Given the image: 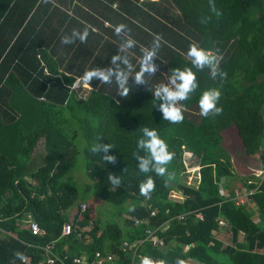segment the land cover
Wrapping results in <instances>:
<instances>
[{
	"label": "trees",
	"instance_id": "1",
	"mask_svg": "<svg viewBox=\"0 0 264 264\" xmlns=\"http://www.w3.org/2000/svg\"><path fill=\"white\" fill-rule=\"evenodd\" d=\"M121 23L137 42L127 50L134 70L142 50L161 36L157 71L145 73L144 83L130 77L126 97L115 76L111 83L71 87L87 70L115 68L111 57L126 38L114 31ZM85 27L86 42L62 43ZM193 43L219 55L226 75L213 78L210 69L193 67L199 87L181 102L184 120L172 123L164 120L158 107L164 101L157 103L154 88L169 83L173 68L192 66L187 52ZM212 87L221 90L222 111L205 117L198 100ZM191 110L201 114L198 122L188 117ZM144 126L156 128L175 153L173 179L168 171L160 176L139 169ZM41 139L43 163L36 168ZM96 142L112 147L94 152ZM186 150L202 167L199 184L187 180ZM79 164L90 179L86 190L112 203L123 219L103 223L91 216L72 173ZM149 175L154 188L145 195L140 184ZM242 198L249 202L237 204ZM29 214L43 236L25 225ZM135 219L149 223L136 226ZM66 223L72 232L63 236ZM162 224L168 226L161 233L165 246L147 242L140 249L154 261L264 264V0H0V264H39L45 256L38 246L51 242L67 264L82 256L92 264L96 252L117 254L114 264H131L122 243L144 239L146 227ZM224 232L231 243L220 239Z\"/></svg>",
	"mask_w": 264,
	"mask_h": 264
},
{
	"label": "clouds",
	"instance_id": "2",
	"mask_svg": "<svg viewBox=\"0 0 264 264\" xmlns=\"http://www.w3.org/2000/svg\"><path fill=\"white\" fill-rule=\"evenodd\" d=\"M126 29H128V26L123 23L114 26V31L117 35L124 33L126 36L120 45L118 54L111 57V63L115 65V68L96 67L87 70L81 77L73 81L71 87L78 88L83 82L84 87L90 88L89 84L95 80H100L102 83H111L113 82V76H115V82L119 89L118 93L126 97L130 92V88L127 86L130 77H133L137 83H144L145 73H155L157 71L155 58L161 46V36L157 35L152 46L142 50L143 54L139 61V70H134L135 66L127 54V50L134 48L137 42L127 35ZM94 30L92 29V31ZM89 35V27H85L83 31L74 30L70 35L63 36L62 43L71 44L77 40L79 42H86ZM187 55L191 60L192 66L173 68L169 83H160L154 88V96L157 103L158 101H164L162 104H158L159 110L163 113L164 120L172 123L184 120L183 108L185 105L181 102L187 101L191 94L199 87L197 72L193 70V67L201 70L204 68L210 69L213 78L218 74L221 77L226 75V73L219 69L220 56L212 51L193 43L190 45ZM121 62L126 67H121ZM221 95V90L216 87L208 88L202 92L198 103L203 116L207 117L212 112L219 114L222 111V107L218 106ZM140 132L141 135L137 139V147L144 149L146 155L138 157L140 160L139 169L143 173H149L154 170L157 175L164 176L167 173V166L172 161L175 153L169 149L168 143L162 138L156 128L144 126L140 129ZM111 147V144L102 145L96 142L93 145L92 151L108 153ZM103 158L107 161L114 160V157L111 155H105ZM109 180L114 184L119 183V178L115 176H110ZM153 188L154 179L149 175L141 182L140 192L146 195ZM15 255L21 261L27 260L23 252L17 251ZM188 260L187 264H189ZM140 264H166V262L164 260L154 261L151 257L145 255L141 259ZM176 264H185V261L178 258Z\"/></svg>",
	"mask_w": 264,
	"mask_h": 264
},
{
	"label": "built area",
	"instance_id": "3",
	"mask_svg": "<svg viewBox=\"0 0 264 264\" xmlns=\"http://www.w3.org/2000/svg\"><path fill=\"white\" fill-rule=\"evenodd\" d=\"M187 168V167H186ZM200 167L198 165H193L192 169L187 168V171L185 174L187 175V180L190 184L193 182H197V184L200 183L201 180V173H200ZM246 202H249L246 198H242L237 201V204H244ZM87 208L86 204L82 205V210L85 211ZM157 215V211L153 210L151 212V216L154 217ZM199 217L202 218V215L199 214ZM148 221H141L139 219H135V225L138 226L140 224H148ZM223 225V222L220 223ZM25 225L30 230L32 235L34 236H43L45 234V231L40 227V225L37 223V221L33 218L31 214L27 216V219L25 220ZM168 229V226L166 224H162L160 227H146L145 229V235L146 237L144 239H139L135 241V243H130L129 241H125L122 243L120 250L121 252H127L130 253L131 257V264H140L141 259L143 258V254L140 253V249L147 243H151L154 246H157L159 248H162L165 246V239L163 236H161V233H165ZM72 232V225L69 223H66L63 226L62 229V235L68 236ZM37 247V246H34ZM38 248H41L44 251L45 259L40 261L39 264H67L66 261L68 260V257H59L54 252V246L53 243H48L45 246H38ZM117 254L115 253H107L104 254L102 252H96L95 259L92 264H114ZM148 256V255H147ZM87 256L77 257L73 260L75 264H89ZM150 257V256H149ZM24 263H30L29 259L27 258L26 261H23Z\"/></svg>",
	"mask_w": 264,
	"mask_h": 264
},
{
	"label": "rangeland",
	"instance_id": "4",
	"mask_svg": "<svg viewBox=\"0 0 264 264\" xmlns=\"http://www.w3.org/2000/svg\"><path fill=\"white\" fill-rule=\"evenodd\" d=\"M169 82V79H168ZM188 113V117L190 119H194L196 120V122H198L200 120V113L196 110V111H189ZM44 143L45 140L41 139L38 147L36 148V151L34 153V158L37 161V165L36 168L39 167V165H41L43 163V155H44ZM184 171H187V168L192 169L193 167V163L198 164V159L195 155L191 154L190 151L186 150L184 153ZM238 165L242 166L243 165V161H241L240 159L238 160ZM82 165L79 164L77 169H75L72 173H74L78 186L81 190V194L83 195V197L87 198V201L89 202L90 205V209H91V216L95 219H99L101 220L103 223H107V222H115L117 220H119L120 218L123 219L122 216L119 215L120 211L110 202H107L99 197H97L92 190L88 191L85 188V184L86 183H90V179H88L87 173L85 172L84 168L81 167ZM187 167V168H186ZM200 169L202 168L201 166H199ZM167 176L170 177L171 179H173V177L176 176V171L174 168H172V164L171 162H169L168 166H167ZM261 168H259L260 170ZM258 170V173L261 172ZM201 171V170H200ZM184 173V172H183ZM173 198L175 199H179V194L178 193H172L171 195ZM82 207V206H81ZM74 209L70 210V214L72 215ZM221 240H223V242H225V244H229L231 243V233L229 232H224V235L221 234ZM240 240L244 241L245 240V235L241 233L240 235Z\"/></svg>",
	"mask_w": 264,
	"mask_h": 264
},
{
	"label": "crops",
	"instance_id": "5",
	"mask_svg": "<svg viewBox=\"0 0 264 264\" xmlns=\"http://www.w3.org/2000/svg\"><path fill=\"white\" fill-rule=\"evenodd\" d=\"M188 263H189V264H202V263H200V262H198V261H196V260H194V259H191V258H189ZM60 264H61V263H60Z\"/></svg>",
	"mask_w": 264,
	"mask_h": 264
}]
</instances>
